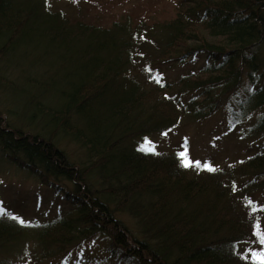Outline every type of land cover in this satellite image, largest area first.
Segmentation results:
<instances>
[{
	"label": "trees",
	"instance_id": "trees-1",
	"mask_svg": "<svg viewBox=\"0 0 264 264\" xmlns=\"http://www.w3.org/2000/svg\"><path fill=\"white\" fill-rule=\"evenodd\" d=\"M68 3L62 11L47 0H0V61L27 43L30 55L53 62L32 63L65 67L52 84L28 85L25 130L3 127L0 114V147L10 164L75 207L34 228L0 217V249L31 232L38 258L101 238L121 264H259L251 252L260 251L253 233L256 225L264 231V209L253 197L264 190V148L235 165L205 160L217 169L209 172L182 166L184 143L171 153L145 143L209 117L244 77L251 89L235 116L241 124L248 115V136H264V85L252 79L264 0H137L119 12L92 0ZM200 56L203 66L165 80L161 66ZM227 125L243 131L234 119ZM63 141L85 151L86 165L71 163ZM116 212L135 219L136 234Z\"/></svg>",
	"mask_w": 264,
	"mask_h": 264
},
{
	"label": "rangeland",
	"instance_id": "rangeland-1",
	"mask_svg": "<svg viewBox=\"0 0 264 264\" xmlns=\"http://www.w3.org/2000/svg\"><path fill=\"white\" fill-rule=\"evenodd\" d=\"M47 1L53 2V6L57 10L68 11L67 4L71 0ZM92 1L107 4V6L114 5L119 12L122 9H129L137 0ZM30 53L26 43L22 48L8 53L0 61V114L4 118L3 127L22 126V129H26L23 120L25 119L24 115L28 117L29 113L25 112L24 115L23 113L26 108L25 103L27 105L28 92H34L28 87L31 82L36 80L52 84L53 81H58L65 75V67H62L64 65L56 64L52 68H45L41 64L32 62H42L43 65L53 62H47L38 58L39 55L33 53L30 55ZM254 53L260 58L256 76L252 78L256 87L264 85V46L256 48ZM206 62V58L200 56L180 65L161 66L160 69L165 80L172 82L183 75H189ZM240 82L236 91L212 115L202 120L182 122L166 134L152 135L149 140H146V147L151 150L171 153L177 148L180 149L181 144L187 140L190 156L194 159L193 162L211 160L218 166L239 164L241 160L261 152L264 148V136H248L246 133L248 125H250V121L247 120L248 115L243 116L244 120H241V124L238 117L235 116L238 102L251 89L249 78L244 77ZM53 96L55 95H50L47 98L50 105H54ZM39 101L44 102L41 99ZM231 119H234L243 128V131L230 129L227 122ZM235 127L237 126L235 125ZM60 148L65 151L76 168L86 165L85 151L74 143L63 141ZM90 180L89 183H92L93 188H99V179L92 177ZM253 200L260 209H264V190L255 193ZM0 208H5L12 215L23 218L27 222V225L23 226L25 229L27 226L34 228V226L54 221L64 215L71 214L75 209L70 201L64 200L62 193L57 194L50 188L40 185L28 173L10 164L1 147ZM4 217L12 221L10 216ZM115 217L124 222L133 233L136 234L139 230L135 219L129 215L116 212ZM262 224L264 225V220ZM31 235L29 232L19 241L2 247L0 249V264H121L111 257L107 242L101 238H93L79 244L66 256L60 254L52 258H38V249L35 247ZM258 250H262L261 245H258Z\"/></svg>",
	"mask_w": 264,
	"mask_h": 264
},
{
	"label": "snow or ice",
	"instance_id": "snow-or-ice-1",
	"mask_svg": "<svg viewBox=\"0 0 264 264\" xmlns=\"http://www.w3.org/2000/svg\"><path fill=\"white\" fill-rule=\"evenodd\" d=\"M153 79L159 83L160 79L159 77H153ZM166 134V133H165ZM147 143V142H146ZM187 140H185L184 142V149L183 151H181L178 155L179 158L181 160V164L183 167L188 168V167H196L198 169H202V170H206L209 172H215L217 171V169L212 166L211 164L204 162L203 164H201L200 161H191L189 158V151H188V147H187ZM151 151V149H149ZM233 191H236V187L235 185L233 186ZM248 204L251 206L252 205V201H248ZM253 211H255V208L253 206ZM4 216H10V218L13 221L18 222L21 226H26L27 222L21 218L18 217L16 215H12L10 212H8L5 208H0V217H4ZM256 237H257V241L260 243V245L262 246V250L257 252V251H252L251 252V257L254 261H258L259 264H264V233H262L260 231V227L259 225L255 226V231L253 233Z\"/></svg>",
	"mask_w": 264,
	"mask_h": 264
}]
</instances>
